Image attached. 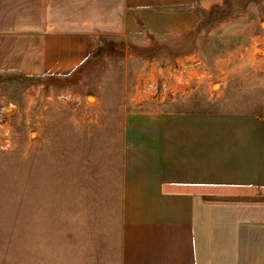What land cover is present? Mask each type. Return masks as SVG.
Wrapping results in <instances>:
<instances>
[{
	"label": "rangeland",
	"instance_id": "1",
	"mask_svg": "<svg viewBox=\"0 0 264 264\" xmlns=\"http://www.w3.org/2000/svg\"><path fill=\"white\" fill-rule=\"evenodd\" d=\"M169 13L180 17L170 30L140 27L109 40L67 79L0 75V123L11 142L0 150V264L117 263L126 114L264 111V0ZM189 56L210 76L188 94L129 103L139 72Z\"/></svg>",
	"mask_w": 264,
	"mask_h": 264
},
{
	"label": "crops",
	"instance_id": "2",
	"mask_svg": "<svg viewBox=\"0 0 264 264\" xmlns=\"http://www.w3.org/2000/svg\"><path fill=\"white\" fill-rule=\"evenodd\" d=\"M213 0H0V75H68L101 41ZM174 29V28H172ZM116 264H264V111L123 118Z\"/></svg>",
	"mask_w": 264,
	"mask_h": 264
},
{
	"label": "built area",
	"instance_id": "3",
	"mask_svg": "<svg viewBox=\"0 0 264 264\" xmlns=\"http://www.w3.org/2000/svg\"><path fill=\"white\" fill-rule=\"evenodd\" d=\"M207 76H210L209 70L194 56L175 60L155 72L143 70L132 83L129 103L141 107L173 101L188 94L193 86ZM10 144L9 131L0 123V150L7 151Z\"/></svg>",
	"mask_w": 264,
	"mask_h": 264
},
{
	"label": "trees",
	"instance_id": "4",
	"mask_svg": "<svg viewBox=\"0 0 264 264\" xmlns=\"http://www.w3.org/2000/svg\"><path fill=\"white\" fill-rule=\"evenodd\" d=\"M105 43H106V41H105L104 39H102V41H101V46H100V48H99L97 51L104 49ZM83 66H84V64L81 65V66H79L78 68H76V69H75L74 71H72L69 75L62 76V77H60V78H62V79H67V78H69L70 76H73V75L76 74L78 71H80V69H81ZM52 76H53V75H52ZM48 77H51V75H48Z\"/></svg>",
	"mask_w": 264,
	"mask_h": 264
},
{
	"label": "water",
	"instance_id": "5",
	"mask_svg": "<svg viewBox=\"0 0 264 264\" xmlns=\"http://www.w3.org/2000/svg\"><path fill=\"white\" fill-rule=\"evenodd\" d=\"M103 52H104V50L102 49V50L100 51L99 55H98L95 59H93V60H88V63H92V62L98 60V59L102 56Z\"/></svg>",
	"mask_w": 264,
	"mask_h": 264
}]
</instances>
